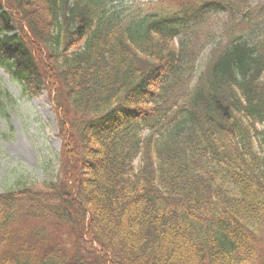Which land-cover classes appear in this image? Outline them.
<instances>
[{
	"label": "trees",
	"instance_id": "obj_1",
	"mask_svg": "<svg viewBox=\"0 0 264 264\" xmlns=\"http://www.w3.org/2000/svg\"><path fill=\"white\" fill-rule=\"evenodd\" d=\"M167 1L0 0V67L61 139L0 192V264H264V0Z\"/></svg>",
	"mask_w": 264,
	"mask_h": 264
},
{
	"label": "rangeland",
	"instance_id": "obj_2",
	"mask_svg": "<svg viewBox=\"0 0 264 264\" xmlns=\"http://www.w3.org/2000/svg\"><path fill=\"white\" fill-rule=\"evenodd\" d=\"M141 3L155 0H124ZM118 0H114L117 3ZM173 5L162 0L150 5ZM211 24L200 33L207 35ZM202 54V53H201ZM200 54V56H201ZM198 57L195 66L203 67L204 57ZM0 192L20 183L26 185L53 179L59 173L57 153L60 138L57 135V119L52 102L43 91L39 95L25 97L18 86L0 69Z\"/></svg>",
	"mask_w": 264,
	"mask_h": 264
}]
</instances>
